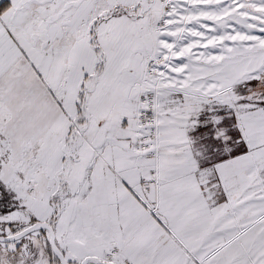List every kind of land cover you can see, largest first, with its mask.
I'll list each match as a JSON object with an SVG mask.
<instances>
[{
	"label": "snow or ice",
	"instance_id": "6c2138e0",
	"mask_svg": "<svg viewBox=\"0 0 264 264\" xmlns=\"http://www.w3.org/2000/svg\"><path fill=\"white\" fill-rule=\"evenodd\" d=\"M0 264H264V0H0Z\"/></svg>",
	"mask_w": 264,
	"mask_h": 264
}]
</instances>
